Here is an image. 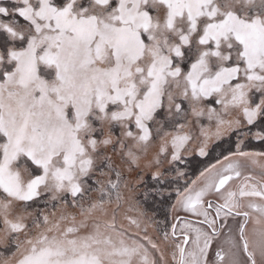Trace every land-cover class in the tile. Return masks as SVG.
I'll return each instance as SVG.
<instances>
[{"label":"snow or ice","instance_id":"obj_1","mask_svg":"<svg viewBox=\"0 0 264 264\" xmlns=\"http://www.w3.org/2000/svg\"><path fill=\"white\" fill-rule=\"evenodd\" d=\"M0 264H264V0H0Z\"/></svg>","mask_w":264,"mask_h":264}]
</instances>
